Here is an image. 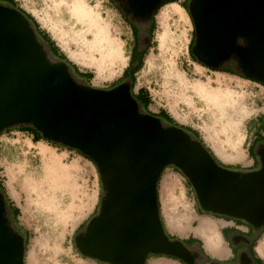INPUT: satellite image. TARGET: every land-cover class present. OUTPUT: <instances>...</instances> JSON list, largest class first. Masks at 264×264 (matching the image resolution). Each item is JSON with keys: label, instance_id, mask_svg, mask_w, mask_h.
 Instances as JSON below:
<instances>
[{"label": "water", "instance_id": "obj_1", "mask_svg": "<svg viewBox=\"0 0 264 264\" xmlns=\"http://www.w3.org/2000/svg\"><path fill=\"white\" fill-rule=\"evenodd\" d=\"M160 2L132 0L150 6L143 17ZM189 11L196 32L192 50L203 63L217 67L235 52L244 74L264 83V0H191ZM240 36L246 45L237 43ZM49 57L28 17L0 2V132L31 124L45 138L82 151L99 170V210L75 237L83 255L108 264H145L149 254H163L194 264L189 247L168 236L161 218L158 182L169 165L189 178L205 211L264 223V157L256 171L226 168L183 128L138 115L130 80L83 88L65 61L50 63ZM5 209L0 190V264H24L25 237ZM239 264H249L248 252Z\"/></svg>", "mask_w": 264, "mask_h": 264}, {"label": "rangeland", "instance_id": "obj_2", "mask_svg": "<svg viewBox=\"0 0 264 264\" xmlns=\"http://www.w3.org/2000/svg\"><path fill=\"white\" fill-rule=\"evenodd\" d=\"M71 2L72 0H46V2L26 0L28 11L36 17L41 27L49 32L56 43L67 54L68 58L78 65L81 76L77 77L81 81H92L93 77L87 79L86 76H82L86 71L96 74L94 82L97 84L104 79H114L116 81L128 63L127 56L130 54L132 44L129 43L126 50L122 40H116L123 50L124 58L120 64L115 66L109 65L108 68H102L103 66L101 65L100 67L95 63L82 59L81 51H79V41L74 40L73 35L75 31L82 30L85 27L83 28L82 22L73 15ZM124 6L127 8L126 4ZM112 7L117 9L114 4H112ZM96 11L100 14L98 10ZM173 16L180 18L177 27L180 26V23L185 25L184 30L180 34L169 30L168 20ZM70 20L74 23L70 24ZM144 21L139 20L142 26ZM160 21L164 31L159 37V56L147 53L144 66L137 75V82L134 88L136 92L140 87L149 90L152 103L147 113L156 114L160 109H166L179 123L197 129L210 147H212L211 142L218 148L219 146L217 145L220 144L227 146L230 144L227 141V136L230 135L233 141L239 143L238 145L242 151L238 148H235L234 151L236 150L242 158L233 160V156L237 155V153H230L232 149L229 147L220 149L225 154L223 156H220L222 152L217 150V148V156L228 165L249 169L250 167L247 166L250 161L247 158L248 147L255 137L253 133L255 123H258L259 115L254 113L257 109L264 108V83L249 77L244 78L211 68L210 72H206L205 69L209 68L208 66L196 63L192 71L200 74V78L197 79L211 81L212 85L216 87L231 88L242 96L241 102L245 109L235 116L238 121V131L234 133L230 131L225 134L226 132L222 128L221 112L217 108H210L191 89H186L185 91L192 96L194 100L192 105L178 99L175 95L176 91L181 89L179 84L174 85L172 81L177 80L180 82V76L185 75L183 72L177 71L173 57L180 55L181 48L191 50L188 41H194L195 38L194 31H189V28L194 26L191 14L182 4L172 3L163 10ZM109 25L112 27L111 21H109ZM117 31H124L129 37L132 36L130 25L125 19L123 23H118ZM89 37L92 36L89 35ZM148 42L149 40L145 39L141 34L142 45H146ZM176 45L178 46L173 47ZM169 52L172 54L171 57H169ZM54 60L57 61V59ZM157 60L168 66L162 82L155 80V73L160 70ZM192 60L195 61L193 57ZM194 80L196 79L189 81L192 82ZM230 112L233 113V110L231 109ZM262 113L264 112H260V114ZM41 143L44 145L39 147ZM0 147L13 157H21L14 159L13 162H7L6 167L10 182H18L19 190H17V187H12V194L15 199L14 203L20 208L18 216L20 225L29 231L26 251L30 244L35 249H38V251L33 252V264H41L45 258L54 261L57 257H60L66 250L67 241L71 242L79 254L77 264H108L85 257V255L83 256L76 249L75 243L77 231H83L80 225L86 222L91 215L95 216L97 214V207L102 199L103 185L97 166L80 155L76 150L53 145L45 140L36 141L31 133L21 130L16 125L7 128L0 135ZM69 154L72 155L70 156ZM37 164L42 165V173L39 177L34 175V169ZM259 167L260 165L255 166L251 171L258 170L260 169ZM247 171L249 172V170ZM174 174L179 175V182L175 186L174 194L175 196L183 197V202L181 203L182 199L178 200L174 194L165 192L167 191L165 180L163 186V209L168 218H164L163 213L162 217L167 231L179 238H187L190 235L198 237L202 240L204 248L206 247L203 239L207 246L216 244L218 242L216 240V238L218 239V224L221 232L224 230L223 227L228 224L223 225V222L220 221L221 218L200 214L194 189L186 176L182 173L180 174L176 167L169 165L164 170L162 178L163 176H173ZM161 180L159 183V194ZM160 204L162 205L161 198ZM185 204L188 205L189 209H185ZM41 220L48 226V233L52 235L42 232L37 239L33 240V232L30 229L39 227ZM229 225L232 226L233 224L229 223ZM227 227L228 230H224V232L227 240L228 238L230 239L228 246L232 249L234 255L239 257L238 251L243 250L245 246L238 245L237 240L231 237L233 229L238 230V228L233 227L231 229L230 226ZM256 227L258 228L259 226ZM240 229H246L244 231L247 232L248 227L244 226ZM242 242L243 245L249 244L246 241ZM207 253L208 255L205 258L211 259L210 263H232L231 261L234 260L233 258H226L227 256L219 257L213 255L208 250ZM161 257L163 256H153L149 258L147 264L153 259H161Z\"/></svg>", "mask_w": 264, "mask_h": 264}, {"label": "clouds", "instance_id": "obj_3", "mask_svg": "<svg viewBox=\"0 0 264 264\" xmlns=\"http://www.w3.org/2000/svg\"><path fill=\"white\" fill-rule=\"evenodd\" d=\"M18 4L21 8H23L25 11H28V4L26 3V0H17ZM41 2H46V0H41ZM118 3H123L125 0H117ZM172 2H175V0H172ZM179 2L182 4L184 0H179ZM88 6L93 8L94 10H98L100 12L99 20L96 24H94L90 29V35L98 37L99 34L104 30V27L106 24L111 21L112 27L108 29L110 34V39H116V40H122V42L125 45V48L127 50L129 43L134 45L135 43V35L133 34L131 37H129L124 31H117L118 23H123L124 18L120 15V12L112 7V0H87ZM169 4H161L158 6V8L153 12L151 18H146L143 22V26L141 27V34L145 39L149 40L150 47L148 49L149 55H155L159 56L160 53V34L163 33L164 29L161 27V21L160 16L161 13L165 8H168ZM180 21L179 17H171L168 20L169 30L175 32L176 34H180L185 28V25L180 23V26L177 27V23ZM74 23L70 20V24ZM152 29L151 37L148 36V30ZM195 26H192L189 28V31H194ZM188 43L190 44L191 41L189 40ZM173 46V47H177ZM171 52H169V57H171ZM197 60L201 65H203V60L200 58V56L196 53ZM129 60H131V55L129 54L127 56ZM70 59V58H69ZM173 59L176 62V69L177 71H181L184 73L185 77L189 80L191 79H197L200 78L199 73H195L192 71L194 66L196 65L197 61L192 60V53L190 49L181 48L180 49V55L173 57ZM50 63H56V61L49 57ZM157 63L160 65V70L155 73V80L162 82L164 73L167 72V65H164L163 62L157 60ZM206 72H210V68L205 69ZM69 75L73 79L74 83L80 87L96 90L97 88H104L107 89L111 84L115 82L114 79H104L99 84L95 83L96 80V74L93 73V79L92 81H81L79 77L75 75L74 72L69 70ZM180 82L177 80H173L172 84L178 85ZM130 96L138 95V92H136L134 89L130 88L129 91ZM260 112H264V108L257 109L255 111V115H259ZM147 112H144L143 110H138V115L144 116L147 115ZM163 126V125H162ZM70 156L72 154H69ZM22 156V154H21ZM21 157H13L12 155H9L6 151L3 150L2 147H0V183H3L5 192L7 194L8 199H12L13 202H15V199L12 194V187L18 188V182H10L7 174V162H13L14 159H19ZM251 161H249V164ZM42 173V165L37 164L34 169V175H39ZM11 184V186H10ZM26 198V197H25ZM8 216V210L5 209V217ZM246 230V229H242ZM30 231L33 232L32 239L35 240L38 238V236L42 233H48V226L45 225L44 221L41 220L39 222V227H33L30 229ZM257 233L259 236L258 242L255 245V251L256 255L259 257V259L264 260V225H260L257 228ZM49 235H52L51 233H48ZM203 249V255L199 256L195 261L194 264H208L207 259L205 258L208 253L207 249L204 248L203 244L199 245ZM38 251V249H35L34 246L31 244L28 247V250L25 253L24 257V264H33L32 256L33 252ZM50 255V254H49ZM78 252L75 250L73 245L70 241H67V247L65 252L60 256L57 257L54 261H50V259L45 258L41 264H77V257ZM213 259H215L213 257Z\"/></svg>", "mask_w": 264, "mask_h": 264}, {"label": "trees", "instance_id": "obj_4", "mask_svg": "<svg viewBox=\"0 0 264 264\" xmlns=\"http://www.w3.org/2000/svg\"><path fill=\"white\" fill-rule=\"evenodd\" d=\"M190 1L191 0H184V2L182 3V5L188 10L189 13H190V11H189ZM0 2L1 3H4L6 5H10V6L16 7L19 11H21L24 15H26L28 17V19L31 21V23L33 24V26H34V28H35V30L37 32V35H38L39 39L46 45L47 51H48L50 57L51 58H54V59H58V60L60 59L62 61H65L70 66V68L72 69V72H74L76 76H81V73L79 72L80 70H79L78 65L75 62H73L72 60H70L68 58L67 54L56 43V41L52 38V36L49 34V32L46 31L45 29H43L41 27L40 23L38 22V20L36 19V17L32 13H30L29 11H25L23 8H21L20 5L17 3L16 0H0ZM175 2H179V0H175ZM168 3H172V0H162L158 6H160L161 4H168ZM158 6H157V8H158ZM125 20L129 23V25L132 28V33L135 35V43H134V45H131L132 46L131 52H130L131 60H129L128 65L125 66V68L123 69V72H122L121 76L112 85H116L119 82L121 83V81H123L124 79H127L128 78V79L131 80V83H132L131 89H134L135 88V85H136V82H137V75H138L139 71H141V69L144 66L145 57H146V55L148 53V49L150 47V44L148 42L143 48H141V28L138 27V26H133V25L130 24V22L127 19H125ZM148 34L151 37L152 29H149ZM195 34H196V32L194 30V35ZM195 41H196V38H194V41H191V43H190L191 53H192V47H193ZM192 57H193V59L195 61H197L199 63V61L197 60L196 56L193 53H192ZM203 65H205V64L203 63ZM208 67L211 68V69H213V70H216V71L230 73V74H236V75H239L241 77L248 78L245 74H243V73H236L234 70H232V69H230L228 67L227 68L226 67H210V66H208ZM82 76H86L87 79H91L93 77V73L90 72V71H86L85 73H83ZM111 86H109V87H111ZM137 92H138V95H134V97L137 99V101L139 103V108L142 109V110L147 111L149 109V106L152 103V101H151L152 98H151V95L149 93V90L147 88L140 87ZM156 114H158L159 117H161L160 119L164 123H167V124H170V125L179 126V127L183 128L185 131H187L194 138L200 140L207 147V149L210 151V153L213 155V157L215 158V160L220 165H222V166H224L226 168H229V169H235V168H237V166L228 165V164L224 163L215 154L214 150L206 143V141L202 137L201 133L197 129H194L193 127H189V126H186V125H183V124L179 123L166 109H160L159 112L156 113ZM16 126L20 127L21 130H23V131H26V132L31 133L32 134V137L36 141L45 140V141H48L49 143H51L53 145L63 146L65 148H68V149H71V150H76L80 155H82L83 157H85L88 160H90L96 166V163L89 156H87L86 154H84L82 151H80V150H78L76 148H73V147L66 146L63 143L54 142L52 140H49V139L45 138L43 136V134L40 131H38L33 125L30 126L28 124H18ZM6 129H4L3 131H1L0 132V135L2 133H4ZM167 167L168 166H166L165 169ZM174 167H176V166H174ZM176 168L178 169V171L180 173H182L184 176H186L180 170V168H178V167H176ZM98 172H99V170H98ZM163 172H162V175H163ZM162 175H161V177L159 179V182H158V191H159V183H160V180L162 178ZM186 178H187L188 182L191 185V182H190L189 178L187 176H186ZM0 190L3 192V194L5 196L6 205L8 207V211H9V216H10L11 220L13 221V223H14L15 227L17 228V230H19L21 233H23V235L25 237V245L27 246V241H28V238H29V231L25 227H23L22 225H20V222L18 220V216L20 214V208L13 202L12 199H8L7 194L5 192V188H4L3 183H0ZM198 204H199V201H198ZM99 206L97 207L96 213L99 210ZM159 206H161L160 201H159ZM198 209L200 211V214L212 215L214 217L223 218L225 220H235L236 221V225H241L243 223L242 222L243 219H241V218H238L237 219V218H234V217H229V216H226V215H219V214H216V213H212V212L205 211L200 206V204L198 206ZM92 216L93 215H91L86 222H83L80 225V227H82V229L85 228V226L87 225L88 221L91 219ZM161 218L163 220L162 214H161ZM163 222H164V220H163ZM164 227H165V230H166L168 236L171 239H178L179 238L176 235H171L167 231L166 226H165V223H164ZM231 229H233V228H231ZM225 230H228V228L225 229ZM79 232L80 231H77V233H79ZM239 232L240 231L237 230V229H233V231H232V233H239ZM254 232H255V229L254 228L248 227V232L247 233L251 237V245L249 246V248H247V252L249 253L252 261L254 262V264H264V260L259 259V257L256 255L255 245H256V240L259 238V236L258 235L256 236ZM182 241L184 242V244L186 246H190V247H192L193 245H201V243L203 244V242H202V240L200 238L195 237L193 235H190L187 238H182ZM76 249L78 250L77 246H76ZM200 251L203 253V249L201 247H200ZM153 256H165V257H168V258L178 259V258H176L174 256H167V255H163V254H149L147 256V261L149 260V258H151ZM85 257H87V256H85ZM94 260L99 261L97 259H94ZM147 261H146L145 264H147ZM99 262H101V261H99Z\"/></svg>", "mask_w": 264, "mask_h": 264}, {"label": "bare ground", "instance_id": "obj_5", "mask_svg": "<svg viewBox=\"0 0 264 264\" xmlns=\"http://www.w3.org/2000/svg\"><path fill=\"white\" fill-rule=\"evenodd\" d=\"M71 3L73 15L82 22L83 28L85 27L82 30L75 31L73 35V39L79 41V51H81L82 59L95 63L97 66L101 65L103 66L102 68H108L109 65L115 66L116 64H120L124 58L123 50L117 43L118 41H116V39H110L108 31L110 28L109 23L105 25L104 30L98 37H89V29L98 22L100 14L93 8L89 7L86 0H72ZM145 6L146 5H140L138 8L144 13L147 12L150 7L149 5ZM179 86L181 90L176 91L175 94L178 99L192 105L194 100L192 99V96L185 91L186 89H191L194 94L204 101L210 108L215 107L221 112V119L223 121L222 128L225 132L231 131L234 133L238 131V121L235 116L241 110L245 109V106H243L241 102L242 96L236 93V91L231 88L216 87L212 85L211 81L196 79L191 82L185 76H180ZM231 109L233 110V113L230 112ZM165 183L167 185V191L165 192H170V194L175 193L174 189L178 181L171 178L166 179ZM175 197L178 200L182 199L181 203L183 202V197ZM184 207L185 209H189L186 204Z\"/></svg>", "mask_w": 264, "mask_h": 264}, {"label": "crops", "instance_id": "obj_6", "mask_svg": "<svg viewBox=\"0 0 264 264\" xmlns=\"http://www.w3.org/2000/svg\"><path fill=\"white\" fill-rule=\"evenodd\" d=\"M172 3H178L179 4V2H172ZM172 3H168V4L171 5ZM148 36H149V34H148ZM257 120H258V123L257 124L255 123L254 130H253V133L255 134L254 135L255 137L253 138V140L251 141V143L249 144V147H248L247 158H249L250 161H251V163L250 164L248 163V165H247L249 167L252 166V165H255V162L257 161L258 158L260 159L259 151H260V148H262V146H261L262 143H260V141L264 140V113L259 114V117H258ZM227 133H229V131L226 132L225 134H227ZM206 140H207V138H206ZM227 141L230 144H228L227 146H224V145H221V144L220 145H217V146H219V148L216 147V145L213 142H211L212 148L214 149L215 153L218 155V153L216 151L217 148H218L217 150H220L221 148H228L229 147L230 149H232V152H230V153H237V155L235 154V156H233V160H238V159L242 158V157H240L238 155V152L236 150L234 151L235 148L240 149V147L238 145L239 143L233 141L231 139L230 135L227 136ZM257 141H258V143H257ZM43 145L44 144L41 143L39 147H42ZM223 155H225L224 152H222V154L220 156H223ZM242 156H243V153H242ZM166 178L167 179L173 178V179H176V181L179 182V175L178 174H174L173 176L172 175H169V176L166 175V176H163V178L161 180V190H160V194H159V201H160V198H161V202H162L161 208H162V213H163L164 218L167 217V215L165 214L164 209H163V206H164L163 205V186H164V181L166 180ZM220 221L223 222V225L228 224V225H225L223 227L224 230L226 228H228L227 226H230L231 228H233V227L234 228H238V230L240 232L239 233H235V234L233 233V235L231 236V237H233V239H236L237 240L238 245L245 246V245H243V242L242 241H246L249 244L251 243V237L247 233L248 230H247V232H245L244 230L240 229L241 227H244V225H235L232 221H227V220L222 219V218L220 219ZM215 222H217V221L215 220ZM229 223H231L233 225L231 226V225H229ZM217 224H218V222H217ZM224 230H222V232H221L220 225L218 224V229H217L218 239L216 238V240H218V242L216 244H210L209 246H207L205 240L203 239L204 244H205V247L213 255H216V256H219V257L227 256L226 258H229V259L230 258L231 259L233 258L235 260V257L236 256L234 255V252L232 251V249L228 246L230 239L228 238V240H227V238L225 236ZM254 233H255L256 236L258 235L257 229H255V232ZM258 239L256 240V243L258 242ZM187 247H189V249L191 250L192 255H193V251H194V252L197 253L198 257L201 256L200 253L198 252V249L200 250L199 245H193L192 247H190V246H187ZM152 263H155V264H188L187 262H185V261H183L181 259H173V258H168V257H165V256L161 257V259L160 258L153 259L149 264H152Z\"/></svg>", "mask_w": 264, "mask_h": 264}, {"label": "flooded vegetation", "instance_id": "obj_7", "mask_svg": "<svg viewBox=\"0 0 264 264\" xmlns=\"http://www.w3.org/2000/svg\"><path fill=\"white\" fill-rule=\"evenodd\" d=\"M162 1V0H161ZM112 4H114L116 7H117V10L120 12V14L125 18V19H127L129 22H130V24L131 25H133V26H138V27H142V24L139 22V20H141V21H144L146 18H151V16H152V14L151 15H146L145 17H143L142 15H141V13H143L142 11H140V9L137 7V6H134L133 4H132V0H125V2H123L122 4L121 3H118L117 2V0H112ZM124 4H126L127 5V8L124 6ZM154 12V11H153ZM145 13V12H144ZM130 28H131V26H130ZM131 33H132V28H131ZM132 35H133V33H132ZM196 35V34H195ZM195 38H196V36H195ZM237 43H243L244 45H246L247 44V39L245 38V37H242V36H240L238 39H237ZM195 44V43H194ZM145 45H142L141 44V48H143ZM194 46V45H193ZM131 48H132V46H131ZM131 48H130V52H131ZM193 48V47H192ZM192 53H193V50H192ZM194 54V53H193ZM195 55V54H194ZM196 56V55H195ZM197 58V57H196ZM57 61H61L60 59L58 60L57 59ZM128 63H129V59H128ZM128 63H127V65H128ZM205 64V63H204ZM126 65V66H127ZM205 65H207V64H205ZM207 66H209V65H207ZM210 67H212V66H210ZM217 67H228V68H230V69H232V70H234L236 73H243L244 74V72L242 71V67L240 66V64H239V57H238V55L235 53V52H231L230 53V56L226 59V60H224V61H222L221 63H220V65L219 66H217ZM125 80H130V79H124L123 81H125ZM123 81H121V82H123ZM131 81V80H130ZM120 83V82H119ZM119 83H117V84H119ZM116 84V85H117ZM112 86H114V85H112ZM110 88V87H109ZM140 110H142V109H140ZM144 111V110H143ZM145 112H148V111H145ZM153 115H155V116H157V117H159V115L158 114H154L153 113ZM159 118H161V117H159ZM30 126H31V124H29ZM258 143V142H257ZM256 143V144H257ZM260 143H262V148H260V151H259V156H260V159L258 158L257 159V161L255 162V165H252V166H250V168L249 169H243V168H239V167H237V168H235V169H232V170H235V171H239L241 174H244V173H246V172H248L247 170H249V172L251 171V169L252 168H254L255 166H258V165H260V169L262 168V165H263V152H264V140H262V141H260ZM260 146V147H261ZM244 170V171H243ZM246 170V171H245ZM257 170V169H256ZM255 170V171H256ZM259 170V169H258ZM191 182V181H190ZM191 187L194 189V187H193V185H192V182H191ZM194 191H195V189H194ZM196 193V192H195ZM196 197H197V195H196ZM197 200H198V198H197ZM238 219V218H237ZM229 221H232L235 225H236V221L235 220H229ZM242 224L241 225H244V226H247V227H251V228H254V229H257V227H256V225H254V224H251V223H249V222H247L246 220H242ZM251 245V243L250 244H246L245 245V248L242 250H239L238 251V254H240V256L239 257H235V260H232L231 262L232 263H230V264H239L240 263V261H241V254H242V252L244 251H246L247 252V248H249V246ZM193 258L196 260L197 258H198V255H197V253L196 252H194L193 251ZM208 262V264H214V262H212V263H210V261H207ZM249 264H254V262L252 261V259H251V257H250V255H249Z\"/></svg>", "mask_w": 264, "mask_h": 264}]
</instances>
